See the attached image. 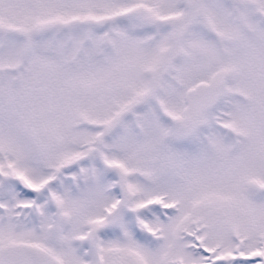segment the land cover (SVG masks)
<instances>
[{
    "label": "snow or ice",
    "instance_id": "1",
    "mask_svg": "<svg viewBox=\"0 0 264 264\" xmlns=\"http://www.w3.org/2000/svg\"><path fill=\"white\" fill-rule=\"evenodd\" d=\"M0 264H264V0H0Z\"/></svg>",
    "mask_w": 264,
    "mask_h": 264
}]
</instances>
